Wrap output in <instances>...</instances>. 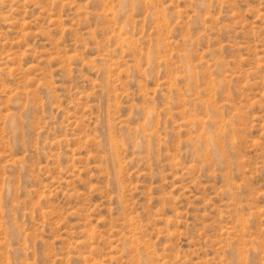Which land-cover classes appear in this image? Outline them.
Segmentation results:
<instances>
[{
    "label": "rangeland",
    "instance_id": "1",
    "mask_svg": "<svg viewBox=\"0 0 264 264\" xmlns=\"http://www.w3.org/2000/svg\"><path fill=\"white\" fill-rule=\"evenodd\" d=\"M0 264H264V0H0Z\"/></svg>",
    "mask_w": 264,
    "mask_h": 264
}]
</instances>
